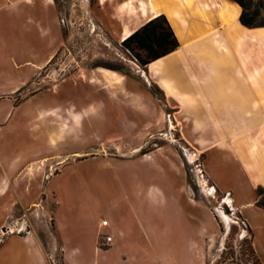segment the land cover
<instances>
[{
    "label": "crops",
    "instance_id": "0c3cea01",
    "mask_svg": "<svg viewBox=\"0 0 264 264\" xmlns=\"http://www.w3.org/2000/svg\"><path fill=\"white\" fill-rule=\"evenodd\" d=\"M98 2L112 5L120 22L117 31L121 41L161 13L167 17L179 41L175 50L145 66L129 59L125 71L95 67L82 73L81 77L87 79L92 92L97 95L91 104L94 108L110 112L111 117L127 126L137 123L129 116L130 111L143 117L140 129L136 128L131 134L122 131L110 138L111 143L119 147L123 139L129 138L134 149L145 144L152 134L147 133V128L163 125L162 102L175 107V112L189 114L188 131L183 130V137L191 144H206V174L217 190L228 195L231 205L245 220L252 232L255 254L260 264H264V26L241 24V7L233 0ZM62 44L55 0H0V102H5L6 115L14 110L17 95L28 89ZM205 63L206 76L199 78L197 83L198 78L188 72V65ZM181 80L196 82L200 90L183 88ZM146 82L158 87L164 101L145 86ZM44 90L42 84L36 91L26 93L23 99ZM224 100V107L220 108L218 105ZM242 102H247L250 107H243ZM75 110L54 111L61 115L58 119L62 136L71 128L62 111L64 114L69 111L74 116L73 125L77 127L80 113ZM218 110L228 114V120L221 121L223 135L210 132L215 123L199 115ZM59 150L56 146L46 154H34L21 167L17 161L4 164L0 157V264H51L50 240L55 238L54 232L59 234V231L63 232L59 245L63 264L82 263V245L81 242L73 244L72 237L76 232L71 229L78 225L87 227L88 219L76 225L73 220L54 217L49 210L47 222L40 227V221L30 216L21 221L16 209L18 205L22 209H31L39 204L41 210H46L41 204L43 200L27 201L25 193H30L35 184L44 187L48 193L49 185L60 176L58 168L69 160V155ZM73 153L78 152H70ZM52 192L59 208L61 199L56 196V189ZM186 192L194 202L188 186ZM8 193L10 197L5 198ZM102 221L97 222L98 228L102 227ZM136 224L145 240L148 239L155 250L160 249L164 237L161 220L143 217L138 218ZM18 227L24 231L17 232ZM68 229L71 232L68 233ZM115 231L119 235L106 249L96 245L97 232L93 233L92 248L98 257L112 254L109 264H122L118 257L140 254L139 244L124 246L125 235L120 226ZM175 231L174 225H166L165 232L170 236L175 237ZM216 231L217 228L206 232V225L201 223L198 237L186 235L188 241L183 250L186 257H191L187 259L188 264L194 259L197 264H206L205 241Z\"/></svg>",
    "mask_w": 264,
    "mask_h": 264
},
{
    "label": "rangeland",
    "instance_id": "374dc122",
    "mask_svg": "<svg viewBox=\"0 0 264 264\" xmlns=\"http://www.w3.org/2000/svg\"><path fill=\"white\" fill-rule=\"evenodd\" d=\"M257 3L264 17V0ZM55 4L63 44L28 89L17 95L14 110L6 115L5 102H0V157L4 164L17 161L21 167L34 154L43 155L58 146L61 153L69 155V160L58 168L60 176L49 185L48 193L36 184L30 193H25L27 201L43 200L41 204L46 210H41L39 204L31 209H22L18 205L20 220L30 216L38 219L42 227L48 220L49 210L54 217L73 220L76 225L88 219L87 227L70 228L76 232L72 237L73 244L81 242L82 245L81 264H97V261L109 264L112 261V254H106L104 258L95 254L92 238L97 232L96 245L106 249L119 235L115 231L117 226L124 231L125 247L137 244L141 247L140 254L135 257H118L122 264H188L187 259L191 257H186L183 250L188 241L186 235L198 237L201 223L206 225V232L217 228L205 241L206 264H260L252 251L247 225L228 203V195L217 190L206 174V144H191L183 137V130L188 131L189 114L175 112V107L162 102L163 125L157 129L147 128V133L152 134L145 144L134 149L129 138L123 139L119 147L111 143L112 136L122 131L131 134L142 126L143 120L142 116L137 117L130 111L129 116L137 123L127 126L111 117L110 112L94 108L91 104L97 95L92 92L87 79L81 77L82 73L95 67L110 66L125 71L129 59L135 61L121 45L117 31L120 22L112 5L100 4L98 0H55ZM188 72L197 76L198 83L199 78L206 76V63L189 64ZM42 84L45 85L43 92L23 99L26 93L36 91ZM144 84L164 101L156 85ZM180 86L200 90L196 82L189 80H181ZM225 101L218 106L223 108ZM241 104L250 107L247 102ZM65 108L71 112L76 109L80 114L77 127H74V116L69 111L66 114L62 111L71 127L62 136L58 119L61 115L54 111ZM199 115L215 123L210 132L225 133L220 127L228 120L224 110ZM72 151L78 153L70 154ZM212 185L215 190L210 188ZM186 186L194 202L188 197ZM54 189L61 199L59 208L52 192ZM55 209L57 214H54ZM222 212L229 218L222 217ZM143 217L160 219L163 223L160 249L155 250L137 226V219ZM102 220L106 223L98 228L96 224ZM166 225L175 226V237L165 232ZM54 233L55 238L50 240L51 264H63L59 246L63 232ZM107 235L110 240H106ZM1 237L0 233V241ZM192 264L197 261L194 259Z\"/></svg>",
    "mask_w": 264,
    "mask_h": 264
},
{
    "label": "trees",
    "instance_id": "16d2710c",
    "mask_svg": "<svg viewBox=\"0 0 264 264\" xmlns=\"http://www.w3.org/2000/svg\"><path fill=\"white\" fill-rule=\"evenodd\" d=\"M233 1L241 7V13L239 15V21L241 24L247 27L264 26V17L261 16L260 7L257 3L259 0ZM121 45L131 54L139 65L145 66L148 63L175 50L179 45V41L167 17L165 14L161 13L148 19L141 26L133 30L121 41ZM106 67L119 70V68L116 67ZM17 100L18 98H16V101ZM260 203L263 204V201ZM242 220L245 222L244 219ZM247 228L251 232L248 225ZM251 248L255 254L252 245V232Z\"/></svg>",
    "mask_w": 264,
    "mask_h": 264
},
{
    "label": "built area",
    "instance_id": "2783aa9c",
    "mask_svg": "<svg viewBox=\"0 0 264 264\" xmlns=\"http://www.w3.org/2000/svg\"><path fill=\"white\" fill-rule=\"evenodd\" d=\"M210 188H213L214 190H215V187L212 185V186H210ZM228 203H230V202H228ZM102 223L103 224H105L106 223V221L105 220H103L102 221ZM22 229H17V232H20ZM106 240H110V236L109 235H107L106 236Z\"/></svg>",
    "mask_w": 264,
    "mask_h": 264
},
{
    "label": "bare ground",
    "instance_id": "6f19581e",
    "mask_svg": "<svg viewBox=\"0 0 264 264\" xmlns=\"http://www.w3.org/2000/svg\"><path fill=\"white\" fill-rule=\"evenodd\" d=\"M222 217H224L225 219H228L229 217H228V215H226V213H224V212H222Z\"/></svg>",
    "mask_w": 264,
    "mask_h": 264
}]
</instances>
